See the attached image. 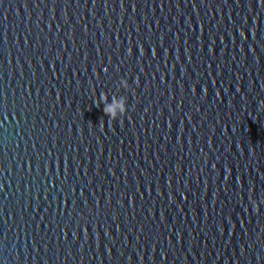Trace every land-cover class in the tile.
<instances>
[{
	"label": "water",
	"instance_id": "water-1",
	"mask_svg": "<svg viewBox=\"0 0 264 264\" xmlns=\"http://www.w3.org/2000/svg\"><path fill=\"white\" fill-rule=\"evenodd\" d=\"M0 264H264V0H0Z\"/></svg>",
	"mask_w": 264,
	"mask_h": 264
},
{
	"label": "clouds",
	"instance_id": "clouds-1",
	"mask_svg": "<svg viewBox=\"0 0 264 264\" xmlns=\"http://www.w3.org/2000/svg\"><path fill=\"white\" fill-rule=\"evenodd\" d=\"M121 85L125 88L128 87L127 83L121 81ZM105 101L103 111L111 119L116 120L126 112V98L113 99L111 103H107L106 97H101Z\"/></svg>",
	"mask_w": 264,
	"mask_h": 264
}]
</instances>
